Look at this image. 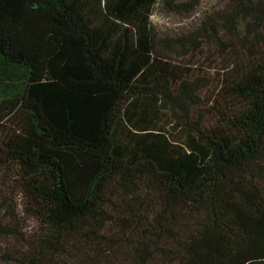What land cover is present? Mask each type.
<instances>
[{"label": "trees", "instance_id": "trees-1", "mask_svg": "<svg viewBox=\"0 0 264 264\" xmlns=\"http://www.w3.org/2000/svg\"><path fill=\"white\" fill-rule=\"evenodd\" d=\"M203 1L0 0V264H264V0Z\"/></svg>", "mask_w": 264, "mask_h": 264}, {"label": "rangeland", "instance_id": "rangeland-1", "mask_svg": "<svg viewBox=\"0 0 264 264\" xmlns=\"http://www.w3.org/2000/svg\"><path fill=\"white\" fill-rule=\"evenodd\" d=\"M215 3L216 0H204L200 10L202 12H205L209 10ZM196 18H194L193 15H176L175 13H172L170 11H166L160 5L156 9L152 21L159 30L163 32L176 33L190 27L191 24L196 21Z\"/></svg>", "mask_w": 264, "mask_h": 264}]
</instances>
